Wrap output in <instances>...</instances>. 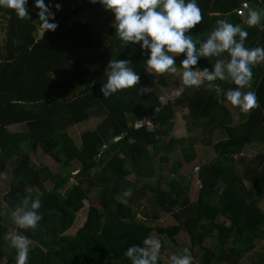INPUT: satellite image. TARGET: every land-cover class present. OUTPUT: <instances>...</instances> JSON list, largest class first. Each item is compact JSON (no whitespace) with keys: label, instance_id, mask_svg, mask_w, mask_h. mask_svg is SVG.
Wrapping results in <instances>:
<instances>
[{"label":"trees","instance_id":"trees-1","mask_svg":"<svg viewBox=\"0 0 264 264\" xmlns=\"http://www.w3.org/2000/svg\"><path fill=\"white\" fill-rule=\"evenodd\" d=\"M196 2L204 19L186 35L197 48L220 19L236 22L248 32L245 47H264V23L249 27L241 22L243 16L237 13L241 0ZM254 2L264 7V0ZM45 4L53 5L55 19L49 22L58 24L54 32L39 28L36 0H27L31 19L26 20L0 7V183L10 178L3 201L10 211L23 206L25 197L42 202L43 218L36 231L18 228L35 242L27 264H131L126 250L143 246L154 233L173 243L185 233L191 247L199 249L202 264H241L264 241V63L252 69V86L244 89L256 93L260 106L250 115L242 113L235 125L227 101L219 102L236 87L230 80H204L195 88L183 85L188 129L202 133L205 145L216 154L198 170L200 190L192 203L191 183L184 185L185 178L179 176L181 162L172 169L179 179L167 180L162 171L178 149L185 164L196 162L200 139L172 137L173 104L164 102L157 90L146 91L152 85L147 68L150 49H143L142 41H120L114 13L99 2L45 0ZM110 60H129L140 80L105 98L100 89L107 82ZM217 60L227 63L230 56L224 52L200 57L192 70L214 71ZM147 117L152 127H138ZM92 118L101 121L84 131L77 145L70 129ZM14 126L21 129L12 131ZM218 134L226 139L214 144ZM253 145L262 149L248 160L244 153ZM41 155L52 158L58 170L38 166ZM133 174L143 181L141 187L128 179ZM127 189L132 190L131 197L123 195ZM93 190H98L99 207L90 206L83 226L75 235L68 234ZM148 193L151 196L144 198ZM143 198L177 225L153 227L138 219L134 208ZM151 218L155 223L161 219L155 213ZM0 221V264L4 260L16 264V250L10 247L1 217ZM211 240L216 241L214 248H205ZM157 264L170 263L159 258Z\"/></svg>","mask_w":264,"mask_h":264},{"label":"clouds","instance_id":"clouds-1","mask_svg":"<svg viewBox=\"0 0 264 264\" xmlns=\"http://www.w3.org/2000/svg\"><path fill=\"white\" fill-rule=\"evenodd\" d=\"M90 2L93 4L99 2L106 10L114 13L116 35L120 41L124 44L142 41V48L150 49V58L147 60L149 71L158 74L175 73V59L169 53L186 54V58L181 62L185 86L195 88L204 80L211 82L217 78L221 81L230 80L236 87L227 91L225 100L219 101L221 104L227 101L245 115H250L252 110L259 108L256 93L244 89H250L252 86L254 75L252 69L264 63V47H245L248 32L239 25L226 19L218 20L217 27L197 48V43L186 35V32L204 19L196 0H189L187 3L186 0H90ZM35 6L39 9L37 13L39 28L44 32L56 31L58 24L49 22L50 19H55L54 13L50 11L53 5H46L45 0H36ZM0 7L14 10L20 20L31 19L27 0H0ZM54 7L59 10L61 5L57 3ZM261 19V12L255 9L248 10L246 23L249 27L259 25ZM224 52L229 54L230 60L227 63L217 60L214 71L210 72L207 68L203 71L192 70V66L197 64L200 57H219ZM129 64V60L109 61L106 69L107 82L100 89L105 98L138 84L140 76L128 66ZM216 92L219 95L221 89L217 87ZM151 127L152 122L149 124V128ZM123 195L131 197L132 190H125ZM22 205L11 211V219L17 228L35 232L43 218L39 212L42 202L39 197L34 199L25 197ZM7 239L10 247L16 250V264H27L32 241L16 231L11 232ZM161 249L162 242L149 235L143 240V246L129 247L125 256L131 259V264H157ZM184 252L188 253V249L185 248ZM192 262L190 254L170 257V264Z\"/></svg>","mask_w":264,"mask_h":264},{"label":"rangeland","instance_id":"rangeland-1","mask_svg":"<svg viewBox=\"0 0 264 264\" xmlns=\"http://www.w3.org/2000/svg\"><path fill=\"white\" fill-rule=\"evenodd\" d=\"M255 5L252 6L255 8L257 6V3H254ZM257 10V8H256ZM257 11L262 13V19L259 26L263 25L264 23V14L262 12V8L258 9ZM39 35H41L42 31H39ZM175 59V65L176 72H167L164 74H158L154 71H149L148 74L152 80V85L150 88H148L146 91L151 90H157L159 91L161 99L166 102L169 101L173 104L174 111H175V127L172 132V137L176 138H186L191 136H196L199 138V142L196 145L195 149L197 152V158L198 160L194 162L191 165H187L184 162V156L181 153V150L178 149L170 157V163L168 164V168L166 167L162 173L164 176L167 177V180H170L172 178L179 179L178 177H184L185 182L184 185H187L191 183V192L189 194L191 202H196L198 198V192L200 190V182L198 180V170L200 166H203L205 164H208L212 160L216 158V154L214 153V150L212 147L206 146L205 142L202 140V133H198L196 131H189L188 127V108L184 103V100L182 98V92L184 90V84L182 80L184 69L182 67V60L183 58L180 57L179 54H171ZM213 87V85H212ZM226 106L230 110L232 117H233V124L240 123L242 119V113L240 112L239 108L232 106L230 103L227 102ZM101 119L92 118L87 122H84L82 124H79L75 126L74 128L70 129L69 133L71 137L74 139L77 145L81 144V134L86 130H93L97 127ZM151 120L147 117L145 118L142 123L138 124V127L143 124L147 125L149 127ZM12 131H18L21 129L20 126H14L10 127ZM226 139L225 135L218 134L215 136V138L212 140V142H218ZM262 147H254L251 146L249 149L244 153V156L250 160L251 158H254L259 151H261ZM181 162L183 167L179 170V176L175 172L172 171L173 165L178 164ZM36 164L48 166L52 171H57L58 167L56 162L45 155L37 156V162ZM76 167H80L78 164L75 165ZM130 181L135 183H140L139 187H141L143 181L139 182V177L136 174H133L129 176L128 178ZM139 180V181H138ZM75 179H72L70 183L74 182ZM10 178L4 177L3 180L0 183V217L2 218V222L7 227L6 237L13 232L16 231L19 233L17 226L14 224V222L11 219V211L8 210L6 204L3 201V195L8 192L9 189V183ZM249 186V185H247ZM98 196V190L91 191L89 200L85 203V208L80 211L77 217V221L75 223V226L68 232L70 235H75L76 232L80 227L83 226V224L86 221L88 209L90 206L99 207V202L97 199ZM150 196V193L147 194V198ZM140 199L137 201L136 207L134 208V211L137 214V218L141 220H146V222L149 224V226H159L161 228H168L172 226H176L177 222H175L174 218L170 215H164L161 214V219L155 223L152 222V213H155V210L153 208V205L147 203V199ZM120 200L123 198L120 197ZM264 200V196H263ZM140 204V206H139ZM261 208L264 209V201L261 204ZM223 222V221H222ZM1 223V221H0ZM225 223V221H224ZM21 234V233H20ZM154 238L161 239L162 240V249L166 250L167 253H161L160 252V258L164 263H170V257L173 255L182 256L185 254H190L193 258L192 264H202L201 262V253L199 252V249H193L191 247L190 239L185 233H180L179 236L176 237L175 243H173L170 239L166 237H160L157 233L153 234ZM32 241V240H31ZM214 240H211L208 243H205V248H214ZM35 245V242L32 241V244L30 245V249ZM188 249V253L184 252V249ZM264 241L259 242L256 244V247L253 251H251L249 254L245 256V258L240 262L241 264H264ZM6 260L2 262V264H5Z\"/></svg>","mask_w":264,"mask_h":264},{"label":"crops","instance_id":"crops-1","mask_svg":"<svg viewBox=\"0 0 264 264\" xmlns=\"http://www.w3.org/2000/svg\"><path fill=\"white\" fill-rule=\"evenodd\" d=\"M241 1H242V0H241ZM247 1L249 2V5H250V6H249L248 9H246V11H245V15H244L243 17H241V18H242V19H240L241 22H242V21H243V22H246V19H247V12H248L249 9H255V10H256V8H257V10H258V9H260V7H261V8H262V12H263V14H264V7H263V6L257 4V6H256L255 8H253L252 6L255 5V4H254V3H255L254 0H247ZM234 24H235V25H239V24L236 23V22H235ZM240 24H241V23H240ZM188 113H189V111H188ZM175 138H176V137H175ZM186 138H187V137H186ZM215 143H216V142H215ZM195 147H196V146H195ZM195 150H196V149H195ZM196 153H197V152H196ZM199 168H200V167H199ZM150 196H151V194H150ZM147 199H148V197H147ZM147 203H148V201H147ZM149 203H150V202H149ZM149 203H148V204H149ZM153 208H154V210H155V214H159V216H161V215H160V212H158L157 209H156L155 207H153ZM160 218H161V217H160Z\"/></svg>","mask_w":264,"mask_h":264},{"label":"built area","instance_id":"built-area-1","mask_svg":"<svg viewBox=\"0 0 264 264\" xmlns=\"http://www.w3.org/2000/svg\"><path fill=\"white\" fill-rule=\"evenodd\" d=\"M249 6H250V5H249V2H248L247 0L242 1L241 6L237 9V13H238L239 15H244L246 9H248Z\"/></svg>","mask_w":264,"mask_h":264},{"label":"water","instance_id":"water-1","mask_svg":"<svg viewBox=\"0 0 264 264\" xmlns=\"http://www.w3.org/2000/svg\"><path fill=\"white\" fill-rule=\"evenodd\" d=\"M211 87H212V85H211ZM121 138L120 137H118V138H116V141H118V140H120Z\"/></svg>","mask_w":264,"mask_h":264}]
</instances>
